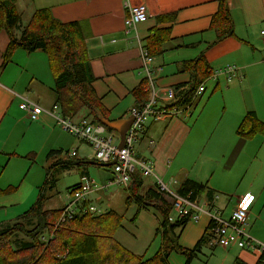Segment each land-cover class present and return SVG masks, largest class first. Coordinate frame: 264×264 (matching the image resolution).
<instances>
[{"label":"crops","instance_id":"obj_1","mask_svg":"<svg viewBox=\"0 0 264 264\" xmlns=\"http://www.w3.org/2000/svg\"><path fill=\"white\" fill-rule=\"evenodd\" d=\"M126 3L132 6L145 5L147 8V19L138 24L136 30L129 35L125 33L124 29L127 15ZM20 5L22 7L19 9ZM218 8L219 0H19L18 2L22 26H26L34 13L40 9H50L53 17L62 23L83 22L88 24L91 37L87 40V44L91 57L92 74L96 79L93 88L107 110L111 122L130 118V110L136 105L132 91L139 87L145 79L142 51L146 50V39L154 28H171L170 40L164 44L163 54L153 58L151 66L154 72L155 86L161 90L189 84L192 74L184 64L196 61L201 56L207 60L212 74L227 66L237 67V77L232 80L229 81L225 76L211 80L210 90L208 88L209 92L206 91L202 96L198 110L191 112V115H182L185 118L182 121H174L175 118L150 121L145 134L136 145L137 157L144 160H152L150 158L154 153L159 156L170 154L178 158L181 151L174 145L175 143L171 142L172 138L179 139L180 135L182 137L185 135V130L180 126H189L192 132L202 119L205 107L218 95L227 96V102L223 103L224 115H226L228 106L230 110L228 116H224V118L227 120L229 115L232 116L229 121H231V126H237L236 135L248 112H255L258 119L264 123V44L261 38V31L264 30V0H230L229 9L235 24V37L214 44L216 33L211 29V21ZM17 35L19 36L20 32H17ZM9 44L7 33L1 31L0 162L7 159L11 161L13 159L36 158L38 152L46 146L52 145L53 147L52 136H47L45 133H49V130L50 133L56 132V127H60L56 120V114L52 113L53 107L56 105L55 97L52 105L48 106L49 108L43 105L48 113L43 114L39 121H32L20 109L23 97L32 100L29 96L35 98V93L39 92L40 94L41 89L47 88L54 94V78L46 54L43 51L27 53L24 50H18L15 52L12 62L3 67L4 53ZM32 101L42 107L40 99ZM82 119L83 117L77 118V120L73 118L76 122ZM159 126L167 127L163 129ZM210 126H213L211 122ZM111 133L119 142L120 133L116 130ZM253 139L239 140V145L230 150L232 157H235L239 151L250 154L256 148L257 141ZM250 140L254 141L252 142L253 146L247 148V143ZM121 142L122 138L119 144ZM189 146L191 147V145ZM51 151L49 149V152ZM186 154L184 151L183 156ZM225 154L222 153V156ZM4 168L0 171L1 177L6 175V168ZM166 168L171 169L170 165H166ZM166 168H163L158 174L154 163V173L163 181L164 178L171 177V173ZM209 170L210 165H207L205 168H200L198 174L192 176L187 173L185 168L181 167L178 171L183 177H177V185L179 186V183L190 178L196 183L205 184L207 191H210V198L204 197L202 200L213 202L217 206L219 193L211 183L213 175ZM16 177L19 178V175L16 174ZM88 178L91 177L90 169L87 167L81 182L76 185L82 184ZM151 178L154 180L147 189L156 185L155 178ZM208 180H210L209 183ZM22 184L19 186L14 183L1 184L0 181L2 191L17 187L16 190L0 196V211L6 210L7 215L0 219L3 222L0 224L13 222L36 202L38 188L41 185L33 183L31 186L29 184L32 187L33 204L31 203L22 214L9 216L8 208L27 202V198L21 197L24 189V184ZM246 194L254 196L248 191L242 197L235 198L232 209L229 210L227 207L220 209L224 219L230 218L231 213L238 207L239 202ZM254 198L255 203L256 197L254 196ZM145 211L149 210H143L142 213ZM208 226L209 218L205 214L201 216L199 222H190L181 232L180 244L193 249L203 238ZM249 234L251 235L250 231ZM254 237L258 239H256L257 242L264 244L259 241L258 237ZM115 239L121 243L117 236ZM240 249L237 245H233L224 251H228V254L232 255V260L240 258L247 264L258 263L261 256L259 252ZM132 253L141 254L134 251ZM186 262L187 258L177 253H173L169 258V264H186Z\"/></svg>","mask_w":264,"mask_h":264},{"label":"trees","instance_id":"obj_2","mask_svg":"<svg viewBox=\"0 0 264 264\" xmlns=\"http://www.w3.org/2000/svg\"><path fill=\"white\" fill-rule=\"evenodd\" d=\"M229 1L219 0L218 11L212 18L211 29L216 33L214 44L235 37V24ZM18 2L19 0H0V32L5 31L10 40L4 53L3 67L12 62L18 50L27 53L43 51L54 78L56 104L60 106L62 114L75 120L83 117L95 124L109 120L107 110L93 88L96 79L92 74L87 44L91 37L88 24L62 23L53 17L50 9H40L34 13L26 26H22ZM17 32H20L19 36ZM170 35L171 28L151 30L145 44V49L151 57L156 58L163 54L164 44L170 40ZM184 65L191 71L192 80L186 86L172 87L176 91L177 100L170 108L185 106L200 85L212 74L203 56ZM146 89L147 80L144 79L139 87L132 91L135 107H141L149 99ZM106 128L110 132L114 131ZM237 135L245 139L264 136V123L258 119L255 112H248L237 130ZM57 153L60 152L51 151L48 157L52 158ZM70 156L75 158L77 155ZM59 164L61 165V162ZM96 164L104 166L98 162ZM86 170L87 167L82 175ZM46 177V181L38 188L36 202L29 210L13 222L0 225V264H169L173 253L186 257V264H191L202 252L203 246L208 245L207 230L193 249L180 244L181 232L190 223V219L172 222L170 215L174 210L175 200L162 191L157 183L144 191L145 177L140 172L132 175L131 184L126 189V203L128 208H137V217L143 210L154 209L158 213L160 224L156 228L155 237L159 236L161 242L154 256L146 258L145 255H136L116 241L115 236L123 227L124 216L114 211L102 212L100 215L88 211L63 222L56 229L55 225L60 220L64 207H47V192L55 188L56 180L48 173ZM79 185L72 186L70 193ZM16 189L17 187L4 191L0 189V196ZM175 191L181 197L196 203L210 194L206 186L190 179L181 182ZM89 202L91 201L85 203L87 207L91 205ZM45 232L50 240L42 243L40 237ZM263 260L264 255L260 256L257 264H263ZM233 264L247 263L237 258Z\"/></svg>","mask_w":264,"mask_h":264},{"label":"rangeland","instance_id":"obj_3","mask_svg":"<svg viewBox=\"0 0 264 264\" xmlns=\"http://www.w3.org/2000/svg\"><path fill=\"white\" fill-rule=\"evenodd\" d=\"M21 7L22 5H20L19 9ZM211 82L209 81L206 84V87L209 88L208 90H210ZM41 91L40 94L39 92L35 93V98L31 95L29 98L32 100L40 99L42 107L44 108L43 105H46L49 108L48 106L52 105L55 100V94L51 93L47 88L41 89ZM202 96L195 101L190 112L198 110ZM32 100L30 101L34 102ZM224 102H227V96H215L205 107L202 119L192 132L189 126H180L185 130V135L183 137L180 135L179 139L174 137L171 140V142L175 143V146L180 148L181 153L178 158L170 154L159 156L157 153H154L149 158L156 164V172L158 174L163 168H166V165H170L171 169L166 168V170L171 173V177L164 178L166 184L171 183L172 180L177 183V177H183L178 171L181 167L185 168L188 174L195 176L200 168L210 165L209 171L213 175L211 183H213L219 193V201L216 206L218 210L223 207H227L229 210L232 209L235 198L242 197L248 191L254 194L256 202L249 213L247 231H250L252 235L250 236L254 240L257 239L254 237L256 236L260 239L259 241L264 243V136L254 138L257 141L256 148L250 154L239 151L235 157H232L230 150L235 149L239 145V140L246 141L247 139L236 135L237 126L230 125L231 121L229 119H231V115L225 120L224 116H228L230 107L228 106L226 115H224ZM183 119L185 118L179 116L175 117L174 121H182ZM150 121L154 120H149L145 125L146 128ZM210 122L213 126H210ZM159 127L164 129L167 126ZM56 128V132L50 133L49 130L50 135L48 132L45 133L47 136H52L53 147L52 145L46 146L38 152L36 158L30 160L13 159L11 161L7 159L0 162V171L3 170V167L6 168V175L4 177L0 175L1 184L14 183V185L19 186L23 183L24 189L22 187L21 197L27 198V202L24 204L8 208L9 216H18L29 208L34 201L31 186L33 183L42 185L46 181L47 173L56 180L55 188L47 192V207L49 209L62 208L69 203L70 188L81 182L82 173L86 167L90 169V177L99 185L104 184L111 177L112 170L109 166L104 167L96 164L94 147L85 142H79L74 136L62 130L61 127L57 126ZM252 142L254 141H248L247 148L253 146ZM49 149L60 153L49 158ZM74 151H76L77 157L72 158L70 154ZM184 151L187 153L185 156H183ZM222 153H226V156H222ZM59 162H61V165ZM88 162L94 164H89ZM8 164L10 165L8 166ZM16 174L19 175V178L16 177ZM185 175L188 176L187 174ZM153 180L151 177L144 179V191ZM170 188L175 190L178 185L171 184ZM127 197L128 193L125 188L115 186L107 191H96L89 195L88 198L91 201L89 203L96 206L100 211H114L123 215V227L118 231L117 239L127 250L141 253V256L145 255L146 258H150L155 255L161 242L159 236L155 237L156 228L160 224V217L154 209L145 211L137 217V208L135 206L127 207ZM203 200H201L200 205ZM3 217H7L6 210L0 211V219ZM179 217V214L173 210L170 220L176 222ZM0 223L3 222L0 221ZM177 234L179 235V230ZM49 238L47 232L40 237L42 243H47L50 240ZM224 250L222 247L211 248L209 245H204L202 252L192 261V264H233L235 260H232V255H229V252Z\"/></svg>","mask_w":264,"mask_h":264},{"label":"built area","instance_id":"obj_4","mask_svg":"<svg viewBox=\"0 0 264 264\" xmlns=\"http://www.w3.org/2000/svg\"><path fill=\"white\" fill-rule=\"evenodd\" d=\"M127 15L125 17V33L129 35L136 30L138 24L147 19V8L145 5L132 6L126 3ZM261 38L264 44V30L261 31ZM142 58L145 67V79L147 80V91L149 99L141 106L134 107L130 110V116L134 117L133 123L128 129L125 136V145L120 148V141L107 130L102 124H95L83 118L79 122L74 121L70 117L62 114L58 104L53 107L56 114V120L59 126L65 131L73 134L80 142H85L94 147L96 151L95 160L102 165H111L112 175L103 185H99L94 179L88 178L80 184L76 189L72 190L69 195V203L64 206L60 220L55 228L73 217L91 212L100 215V211L96 206H86L89 201V195L96 191H107L112 187L118 186L128 189L132 175L140 172L143 177H154L160 189L169 194L174 202V210L179 214V219L189 218L190 222H199L202 215L209 218V226L207 228L208 245L211 247H222L228 249L233 245H237L243 250H254L264 255V244L254 240L247 231L249 213L255 201L251 194H246L239 202L238 207L233 210L229 219H224L222 212L216 208L213 202L202 201V204L191 201L189 198L181 197L175 190L170 188L177 183L172 182L166 184L162 179L154 173V162L152 160L139 159L136 153V145L141 140L146 131V123L149 120L163 121L172 119L182 115H191L190 109L195 101L207 91L206 84L211 80H217L221 76L227 77L230 81L237 77L238 69L235 66H227L219 69L210 78L202 83L196 90L191 100L183 107L170 108L177 100L174 88H166L161 90L155 86L154 72L151 68L153 57L146 50L142 51ZM20 109L34 122L39 121L41 116L48 113L43 107L37 103L31 102L27 98H22ZM109 132V133H108ZM76 156V151L72 153ZM264 264V260H263Z\"/></svg>","mask_w":264,"mask_h":264},{"label":"water","instance_id":"obj_5","mask_svg":"<svg viewBox=\"0 0 264 264\" xmlns=\"http://www.w3.org/2000/svg\"><path fill=\"white\" fill-rule=\"evenodd\" d=\"M133 120H134L133 116H130V118H128L127 120L121 119V120L114 121V122H111L109 120H103L102 121V125L105 126V127L111 128L113 130H116L118 133H120L121 138H122V142L120 144V148H123L124 145H125L126 133H127L128 129L130 128V126L132 125ZM112 164L113 163H111L109 165H104V166L105 167H107V166L110 167Z\"/></svg>","mask_w":264,"mask_h":264}]
</instances>
